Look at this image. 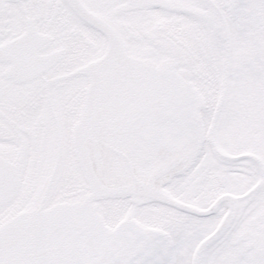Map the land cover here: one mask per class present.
Returning a JSON list of instances; mask_svg holds the SVG:
<instances>
[{
    "label": "snow or ice",
    "instance_id": "snow-or-ice-1",
    "mask_svg": "<svg viewBox=\"0 0 264 264\" xmlns=\"http://www.w3.org/2000/svg\"><path fill=\"white\" fill-rule=\"evenodd\" d=\"M0 264H264V0H0Z\"/></svg>",
    "mask_w": 264,
    "mask_h": 264
}]
</instances>
